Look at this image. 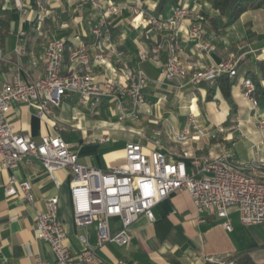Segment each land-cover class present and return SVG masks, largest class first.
Masks as SVG:
<instances>
[{
    "label": "crops",
    "instance_id": "obj_1",
    "mask_svg": "<svg viewBox=\"0 0 264 264\" xmlns=\"http://www.w3.org/2000/svg\"><path fill=\"white\" fill-rule=\"evenodd\" d=\"M26 9L16 10L13 0H0V6L11 12L9 30L0 43V88L14 74L32 83L44 74L41 52L49 39L62 40L68 54L80 43L96 40L91 29L99 13L80 0H21ZM105 5L115 2L125 7L127 0H101ZM180 6L194 8L200 15L217 19L209 0H181ZM152 0H144V9H154ZM189 22L180 23L181 45L178 54L182 64L193 69H203L218 64L233 54L239 59L237 75L233 79L230 98L222 96L216 82L199 86L173 83H155L164 52L156 59L139 63L141 50L149 51L166 33L155 32L140 25L139 20L125 9L109 20V44L122 55L123 63L130 69L142 68L149 83L144 91L145 105L137 120L123 119L119 111L120 94L104 98L94 109L79 105L76 97L64 99L58 108L49 106L52 116L39 118L32 107L12 103L7 115L15 135L28 136L35 143L43 137L58 135L77 155L78 163L87 168L110 171L120 165L125 157V146L139 142L146 150L154 149L151 142L158 141L165 153L173 159L188 163L190 157L225 156L229 161L244 164L259 157L264 158V134L257 131V121L252 117L248 103L242 96L241 85L249 76L260 77L264 87V70L258 66L264 61V10L244 13L232 26L218 31L204 20V35L215 47L211 53L198 51L186 40ZM92 55L103 53L105 62L95 63L92 75L97 83L111 80L124 84L121 66L109 53V45H98ZM70 55V54H69ZM36 62V67L32 62ZM68 62L63 63L66 73ZM243 69L240 70V66ZM211 99L208 100V97ZM114 98L119 99L118 101ZM122 99V98H121ZM234 109V114L231 110ZM258 113L264 116V106ZM190 114L197 116L200 127L220 129L217 140L202 139L185 145L175 143L172 136L188 127ZM106 134L107 143H99ZM111 143H119L114 152ZM242 146V147H238ZM244 146V147H243ZM246 146V147H245ZM124 151V153H123ZM28 181L36 200L34 208L26 206L19 197L5 196L8 179ZM58 185L45 173L41 162L27 157L10 171L0 163V264H53L55 257L50 246L36 240L33 235L34 212L42 203L57 197V218L65 232V246L79 254L82 246L77 236L86 235L91 246L96 243L95 225L78 229L74 225L70 197L71 175L67 171L55 174ZM153 221L145 217L129 228L130 242L125 246L105 245L96 252L100 264H230L227 261L246 253L255 264H264V225L244 228L237 210L230 208L228 220L231 230L222 227V219L213 212L198 214L187 192L170 195L153 209ZM111 231L120 229L118 218L109 221Z\"/></svg>",
    "mask_w": 264,
    "mask_h": 264
},
{
    "label": "built area",
    "instance_id": "obj_2",
    "mask_svg": "<svg viewBox=\"0 0 264 264\" xmlns=\"http://www.w3.org/2000/svg\"><path fill=\"white\" fill-rule=\"evenodd\" d=\"M99 13L91 35L96 42L78 44L69 55L66 73L63 71L62 40L49 39L44 45L41 57L44 74L35 82L27 83L19 73L5 81L0 88V163L13 171L24 158L39 160L45 173L58 182L55 174L67 171L71 175L70 197L74 225L84 229L95 225L96 243L91 246L86 235H78L82 246L79 254L72 253L64 244L65 232L57 218V197H50L42 208L34 212L33 235L36 240L50 246L55 257L53 264H100L96 252L108 244L125 246L130 242L129 228L139 217L153 221V209L170 195L185 191L190 196L198 214L213 212L222 219V227L231 230L228 211L235 208L239 222L244 228L264 225V158L259 157L244 164L229 161L225 156L190 157L189 162L173 159L165 153L158 141L151 142L154 149L146 150L139 142L125 146L123 162L110 171L87 168L78 163L77 155L58 136L43 137L35 143L28 136L15 135L8 123L7 115L12 103L32 107L39 117H50L49 106L58 108L64 99L76 97L84 108L94 109L104 98L120 94L119 111L123 119L137 120L145 105L144 91L149 79L145 71L137 66L130 69L123 63V55L109 44V20L127 9L133 20L155 32H165L159 42L149 51L138 52V62L156 59L164 52L155 83H173L177 88L184 85L199 86L214 83L220 77L233 79L237 75L239 59L231 54L218 64L203 69H193L181 63L178 54L181 45L180 23L189 22L186 40L204 53H211L215 47L204 35V19L194 8L178 6L165 18H157L153 9H144V0H127L125 7L115 2L105 5L101 0H80ZM205 1V0H196ZM16 10L25 14L21 0H13ZM98 45H109V53L115 63L121 66L124 84L111 80L97 83L92 75L95 63H104L103 53L92 55ZM36 67V62H32ZM241 93L248 103L252 117L257 121V131L264 134V116L258 113L255 86L250 79H244ZM122 98V99H121ZM223 134L220 129L200 127L197 116L190 114L188 127L172 136L175 143L185 145L190 141L217 140ZM99 143H107L103 134ZM264 144V141H263ZM5 196L19 197L29 207L36 205L32 185L28 181L8 179ZM118 218L120 229L111 231L110 219ZM37 264H46L38 261ZM117 264H125L118 261Z\"/></svg>",
    "mask_w": 264,
    "mask_h": 264
},
{
    "label": "trees",
    "instance_id": "obj_3",
    "mask_svg": "<svg viewBox=\"0 0 264 264\" xmlns=\"http://www.w3.org/2000/svg\"><path fill=\"white\" fill-rule=\"evenodd\" d=\"M118 1V0H114ZM155 4L152 14L159 18H165L171 10L180 6L181 0H152ZM211 8L217 13L218 18L214 19L208 15H203L204 20L208 21L216 31L232 26L239 18L248 11L264 10V0H209ZM11 20V12L0 6V43L6 37ZM70 54V53H69ZM69 54L66 48L63 51V63L69 61ZM258 66L264 70V61H260ZM255 86V98L259 106H264V87L261 86L263 74L258 78L249 76ZM222 96L225 99L230 98V89L232 82L226 76L220 77L216 81ZM210 94L208 100H210ZM234 114V109L231 110ZM227 263L230 264H255L246 253H239L231 257Z\"/></svg>",
    "mask_w": 264,
    "mask_h": 264
},
{
    "label": "rangeland",
    "instance_id": "obj_4",
    "mask_svg": "<svg viewBox=\"0 0 264 264\" xmlns=\"http://www.w3.org/2000/svg\"><path fill=\"white\" fill-rule=\"evenodd\" d=\"M203 19H204V18H203ZM239 69L242 70V69H243V65H241ZM108 146H111L112 149L114 150V152H118V151H119V147H120L119 143H111V144L108 145ZM238 147H242V146H238ZM243 147H244V146H243ZM245 147H246V146H245ZM123 153H124V151H123Z\"/></svg>",
    "mask_w": 264,
    "mask_h": 264
}]
</instances>
